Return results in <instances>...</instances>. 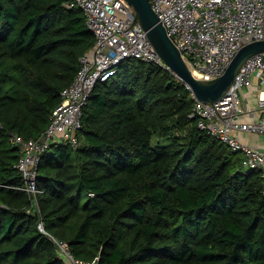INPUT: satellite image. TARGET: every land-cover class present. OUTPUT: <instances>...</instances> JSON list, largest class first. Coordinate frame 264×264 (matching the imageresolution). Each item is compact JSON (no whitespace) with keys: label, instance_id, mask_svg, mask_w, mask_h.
<instances>
[{"label":"trees","instance_id":"16d2710c","mask_svg":"<svg viewBox=\"0 0 264 264\" xmlns=\"http://www.w3.org/2000/svg\"><path fill=\"white\" fill-rule=\"evenodd\" d=\"M73 0H0V264H264V183L198 128L187 86L127 59L97 83L76 145L56 138L35 199L16 168L95 43ZM37 204L38 208L35 207Z\"/></svg>","mask_w":264,"mask_h":264},{"label":"built area","instance_id":"2783aa9c","mask_svg":"<svg viewBox=\"0 0 264 264\" xmlns=\"http://www.w3.org/2000/svg\"><path fill=\"white\" fill-rule=\"evenodd\" d=\"M149 3L186 66L200 80L220 77L243 46L264 40V0H149ZM69 6L83 12L85 25L95 38L91 52L79 59L80 68L73 82L60 91L61 103L53 110L43 133L27 141L14 135L9 139L21 150L16 168L23 178L22 189L33 199L40 193L36 178L42 154L56 138L76 145L75 133L81 128L82 110L97 83L114 77L119 65L127 59L153 63L170 71L124 0H73ZM251 79L260 88L264 85V52L245 60L219 101L203 104L195 100L191 117L198 119L201 131L241 155L243 171L257 172L264 183V144L259 149L239 139L241 133L264 137V89L261 88L256 99L255 117V112L242 107L240 90ZM35 207L38 208L37 204ZM38 229L51 239L59 257L68 264H88L75 259L67 244L47 234L42 223Z\"/></svg>","mask_w":264,"mask_h":264},{"label":"water","instance_id":"95a60500","mask_svg":"<svg viewBox=\"0 0 264 264\" xmlns=\"http://www.w3.org/2000/svg\"><path fill=\"white\" fill-rule=\"evenodd\" d=\"M132 9L133 17L146 32L147 39L162 62L190 90L192 97L200 103L211 104L219 101L232 85L235 76L245 60L264 52V40L243 46L221 75L212 80L195 78L183 61L179 51L166 34L149 0H124Z\"/></svg>","mask_w":264,"mask_h":264},{"label":"crops","instance_id":"0c3cea01","mask_svg":"<svg viewBox=\"0 0 264 264\" xmlns=\"http://www.w3.org/2000/svg\"><path fill=\"white\" fill-rule=\"evenodd\" d=\"M261 88L258 86V83L255 79H251L250 83L245 85L240 90V97L242 102V107L248 111H253L255 114H253V117L257 115V111L255 109V103L257 96L260 92ZM239 139L247 143L250 146L257 147L261 149L264 144V137H257L250 134H240Z\"/></svg>","mask_w":264,"mask_h":264},{"label":"rangeland","instance_id":"374dc122","mask_svg":"<svg viewBox=\"0 0 264 264\" xmlns=\"http://www.w3.org/2000/svg\"><path fill=\"white\" fill-rule=\"evenodd\" d=\"M261 88L264 89V85Z\"/></svg>","mask_w":264,"mask_h":264}]
</instances>
